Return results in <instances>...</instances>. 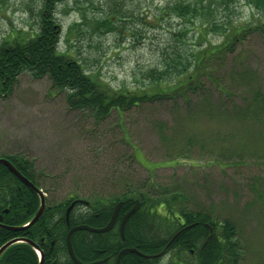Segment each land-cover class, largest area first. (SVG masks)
Returning a JSON list of instances; mask_svg holds the SVG:
<instances>
[{
  "label": "rangeland",
  "instance_id": "rangeland-1",
  "mask_svg": "<svg viewBox=\"0 0 264 264\" xmlns=\"http://www.w3.org/2000/svg\"><path fill=\"white\" fill-rule=\"evenodd\" d=\"M176 1L194 0H124L123 12L146 15L151 23H126L132 32L139 28L140 36L120 37L87 34L89 22L110 11L107 0H69L65 13L63 5L56 15L62 28L59 49H65L68 27L81 23L82 34L69 39L70 52L116 89L140 87L149 69L170 76L164 58L175 53L191 62L190 74L192 55L203 51L193 86L166 76L160 82L193 90L96 119L102 115L70 107L66 93L47 77L23 72L9 94L0 93V158L18 155L28 162L46 206L67 198L107 201L128 189L175 190L185 196L187 211L214 217V229L224 220L235 225L244 247L242 264H264V35L253 32L219 57L212 52L222 41L220 32L193 30L203 21L199 15L184 21L160 13ZM41 2L0 0V40L14 29H34ZM225 8L211 0L208 16L236 27L256 20L243 0ZM173 31L182 39L172 38ZM85 210L76 206L74 213ZM166 252L159 264L168 263L172 254Z\"/></svg>",
  "mask_w": 264,
  "mask_h": 264
},
{
  "label": "trees",
  "instance_id": "trees-1",
  "mask_svg": "<svg viewBox=\"0 0 264 264\" xmlns=\"http://www.w3.org/2000/svg\"><path fill=\"white\" fill-rule=\"evenodd\" d=\"M68 1L42 0L36 22L33 24L34 29L29 31L23 28L14 29L0 40L1 94H9L18 76L28 72L35 79L47 77L53 88L66 93V102L73 109L87 110L96 116L102 115L96 118L101 119L113 112L120 115L144 101L175 99L185 96L189 90L194 89L176 88L170 82L161 84L166 74L158 73L155 69L145 72V81L139 82L140 87L110 88L98 73L90 70L84 61L78 58L77 54L70 52L69 39L73 33L82 34L79 29L81 23L75 22L68 27L64 35L65 49H59L62 28L56 21V15L63 5L64 8L60 11L65 13ZM107 1L112 4L110 11L102 19L94 18L89 22L91 30L87 32L88 35L112 34L123 37L130 33L131 37H135L140 36V29L132 32L127 30V24L136 21V25L139 22L150 25L151 22L147 21L146 15L141 16L138 13L137 16H133L132 13L123 12L121 8H124L122 7L124 0H120L119 6L118 0ZM243 1L256 12L257 17L255 21L238 24V27L233 26L231 22L219 24L208 16L211 0L206 5L205 0H194L192 3L176 1L165 6L160 13L173 15L184 21H191L199 15L203 21H200L193 30L197 34L204 28L220 32L222 41L212 52L220 57L234 50V45L242 43L253 32L264 35V0ZM231 2L233 0H218V4L226 7L225 11H228ZM30 11L32 12L31 9ZM82 21L83 24L87 22L84 16ZM171 33L172 38L182 39V34L178 31ZM202 52L196 56L192 55L194 65L190 74L187 72L191 62L183 63L185 60L178 53H175L174 58L165 57L163 66L169 68L170 72V76H166L167 79L182 78L184 84L193 86L198 80V73H201ZM4 158L36 186L31 167L23 157L15 155ZM130 160L137 161V157L131 155ZM116 197L108 198L107 201L96 199L91 204L77 203L74 208L84 206L87 210L75 215L73 208L69 213L68 222L65 214L68 206L75 201L74 198H67L56 205L46 206L45 203L43 213L33 225L20 231L0 227V248L12 239L22 238L33 242L41 251L42 264H74L66 246V235L70 228L78 225L104 227L116 204L121 202L116 225L111 231L100 234L76 231L71 235L72 249L80 262L93 263L105 260L102 264H117L118 260L119 264H159L162 257L147 256L159 254L169 244L167 249L172 256L167 264H242L245 257L244 247L237 240L235 225L224 220L219 223V230L214 229L212 219L214 217L208 213H195L185 209L183 205L185 196L182 193L172 189L154 193L149 188L136 192L128 189L123 195ZM135 199L139 201L140 207L126 222L121 238L119 223L132 208ZM39 205L37 194L0 164L2 224L13 228L24 226L32 220ZM5 210H8L7 213ZM209 236L210 239L207 241ZM127 248L135 249L137 252L119 255ZM39 262L35 250L27 242L13 244L0 255V264Z\"/></svg>",
  "mask_w": 264,
  "mask_h": 264
},
{
  "label": "water",
  "instance_id": "water-1",
  "mask_svg": "<svg viewBox=\"0 0 264 264\" xmlns=\"http://www.w3.org/2000/svg\"><path fill=\"white\" fill-rule=\"evenodd\" d=\"M0 164L4 165L16 178H18L23 184H25V186H27L29 189H31L32 191H34L35 193H37L38 196H39V198H40V208H39L38 212L35 214V216L29 222V224H27L25 226L18 227V228L4 226V225L1 224L2 217H0V227L5 228V229H8V230H12V231H20V230H23V229H25V228L33 225L37 221V219L40 217V215H41V213L43 211V208H44V196L41 193V191H39L29 180H27L25 177H23L7 160L0 159ZM78 202H81V201H74L67 208V210H66V219H68L69 212L72 210V208L74 207V205L76 203H78ZM82 203H84V202H82ZM120 206H121V202H119L115 206L109 222L103 228L96 229V228H91V227L86 226V225H79V226H74V227L70 228V230L68 231L67 236H66V245H67L68 254H69L71 260L75 264H83V263L79 262L76 259L75 255L73 253L72 246H71V241H70V238H71L72 233H74L76 231H87V232H93V233H106V232L110 231L112 229V227L114 226V224H115V221H116V218H117V214H118V210H119ZM138 208H139V202L136 200L134 202V206L122 218V220L120 222V233H121V236H123V229H124V225H125L126 221L129 219V217L133 213H135L138 210ZM7 211L8 210H5L6 213H7ZM22 242H27L28 244H30L31 246H33V248L37 249V246L33 242L26 241L25 239H22V238H16V239L10 240L9 242H7L6 244H4L0 248V255L9 246H11V245H13L15 243H22ZM123 252H136V251L134 249H124L120 253H123ZM164 252H165V250L163 252H161L160 254L156 255L155 257H159V256L163 255ZM39 255H40V260H41L40 264H42L43 254L39 252ZM101 263H102V261H98V262H94V263H90V264H101Z\"/></svg>",
  "mask_w": 264,
  "mask_h": 264
},
{
  "label": "flooded vegetation",
  "instance_id": "flooded-vegetation-1",
  "mask_svg": "<svg viewBox=\"0 0 264 264\" xmlns=\"http://www.w3.org/2000/svg\"><path fill=\"white\" fill-rule=\"evenodd\" d=\"M12 164V163H11ZM13 165V164H12ZM14 166V165H13ZM15 167V166H14ZM16 168V167H15ZM44 211V210H43Z\"/></svg>",
  "mask_w": 264,
  "mask_h": 264
}]
</instances>
